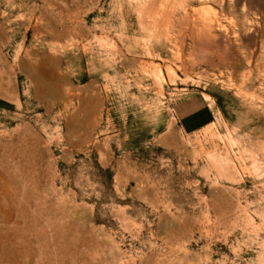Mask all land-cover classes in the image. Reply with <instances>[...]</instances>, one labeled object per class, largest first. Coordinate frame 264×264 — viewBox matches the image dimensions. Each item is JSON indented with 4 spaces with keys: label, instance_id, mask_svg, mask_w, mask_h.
Here are the masks:
<instances>
[{
    "label": "rangeland",
    "instance_id": "obj_1",
    "mask_svg": "<svg viewBox=\"0 0 264 264\" xmlns=\"http://www.w3.org/2000/svg\"><path fill=\"white\" fill-rule=\"evenodd\" d=\"M0 264H264V0H0Z\"/></svg>",
    "mask_w": 264,
    "mask_h": 264
},
{
    "label": "crops",
    "instance_id": "obj_2",
    "mask_svg": "<svg viewBox=\"0 0 264 264\" xmlns=\"http://www.w3.org/2000/svg\"><path fill=\"white\" fill-rule=\"evenodd\" d=\"M179 129L185 134H194L211 124L213 114L203 99L188 98L176 106Z\"/></svg>",
    "mask_w": 264,
    "mask_h": 264
},
{
    "label": "bare ground",
    "instance_id": "obj_3",
    "mask_svg": "<svg viewBox=\"0 0 264 264\" xmlns=\"http://www.w3.org/2000/svg\"><path fill=\"white\" fill-rule=\"evenodd\" d=\"M185 19H186V18H185ZM166 20H167V19H166ZM115 49H116V48H115ZM115 49H114V50H115ZM114 50H112V51L114 52Z\"/></svg>",
    "mask_w": 264,
    "mask_h": 264
}]
</instances>
